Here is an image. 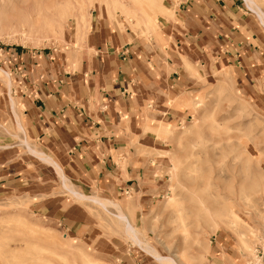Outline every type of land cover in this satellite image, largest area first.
I'll return each mask as SVG.
<instances>
[{
  "label": "rangeland",
  "instance_id": "374dc122",
  "mask_svg": "<svg viewBox=\"0 0 264 264\" xmlns=\"http://www.w3.org/2000/svg\"><path fill=\"white\" fill-rule=\"evenodd\" d=\"M24 1L0 0V69L12 80L9 88L0 71V150L13 148L17 158L28 152L24 141L30 144L23 85L10 65L17 54H42L66 71H79L80 58L92 52L87 46L100 24L153 46L166 45V27L184 24L187 5L186 0H62L54 13L49 7L53 0H36V25L27 33L26 23L11 21L12 16H24ZM255 1L264 12V0ZM238 3L264 43L256 11L244 0ZM82 13L87 20L80 31L85 33L76 42L75 24ZM259 64L243 76L234 64L211 54L207 71L197 64L196 82L185 95L168 99L164 111L148 102L143 132L150 141L138 151L150 157L155 176L145 190L121 189L104 200L105 192L93 193L121 205L139 238L160 255H172L183 264H247L253 255L261 256L259 241L249 243L251 251L240 241V227L225 207L235 201L243 214H264V64ZM170 110L178 118L162 121ZM15 115L24 132L16 126ZM63 194L85 215L78 235L47 217L44 196L26 190L0 197V264H167L129 238L113 204L103 208L90 196Z\"/></svg>",
  "mask_w": 264,
  "mask_h": 264
},
{
  "label": "crops",
  "instance_id": "0c3cea01",
  "mask_svg": "<svg viewBox=\"0 0 264 264\" xmlns=\"http://www.w3.org/2000/svg\"><path fill=\"white\" fill-rule=\"evenodd\" d=\"M185 3L184 24L166 27V45L153 46L100 24L79 71H66L42 54L16 55L10 65L24 89L28 145L57 167L29 150L17 158L13 148L1 149L0 197L26 190L44 196L47 217L78 235L85 215L64 196L65 181L91 198L96 191L110 199L107 194L121 189H146L156 171L150 157L138 151L150 141L143 132L148 102L164 111L168 99L194 87L197 64L207 71L211 54L234 64L243 76L264 64V43L252 32L238 0ZM170 111L162 121L178 118Z\"/></svg>",
  "mask_w": 264,
  "mask_h": 264
},
{
  "label": "bare ground",
  "instance_id": "6f19581e",
  "mask_svg": "<svg viewBox=\"0 0 264 264\" xmlns=\"http://www.w3.org/2000/svg\"><path fill=\"white\" fill-rule=\"evenodd\" d=\"M38 2H42V0H37ZM59 1H62V0H53V5L51 4L49 7H51L52 11L54 13H56V9H57V3H59ZM247 4L248 7H250V9H254L253 11H256V16L258 17V20L260 21V23L263 25L264 27V12H262L260 6L258 5V3L255 1V0H244ZM108 2V1H107ZM45 7V9H48L46 7V4L45 3H42ZM92 4V3H91ZM35 5H36V0H27V1H24V4L23 6L21 7L22 11H24V16H12V19L11 21H16L17 25H22V24H27V33H31L32 30V24L36 25L35 22L32 20V17L34 16V9H35ZM56 5V6H55ZM38 7V5H36ZM63 6V5H62ZM93 7V5H91V8ZM40 10V9H39ZM38 11V10H37ZM51 11V12H52ZM40 14V12H39ZM38 14V15H39ZM64 14V12H63ZM37 16V15H36ZM44 19V17H43ZM51 20V18H50ZM86 18L84 16V13H82L79 18L77 19L76 21V24H75V40L76 42H79L80 40H82V36L84 35L85 32H81L80 29H81V26L84 25L86 23ZM49 21V20H47ZM53 22V21H52ZM49 23V22H48ZM25 24V25H26ZM38 25V23H37ZM51 25H54L51 24ZM9 27H15L14 25H9ZM48 27V26H47ZM37 28V26H34V29ZM49 28V27H48ZM33 29V30H34ZM38 30V29H37ZM35 31V30H34ZM30 35V34H29ZM0 71L3 72V74L5 75V77L7 78L5 84L10 88V85H11V79H10V75L7 71L5 70H1ZM11 104L12 106H14V102H13V99L11 98ZM15 107V106H14ZM16 118V126H18V129H23V127L21 126L19 120H18V117L17 115L14 116ZM23 131V130H22ZM24 132V131H23ZM24 141V140H23ZM25 143V146L27 147V150H29V152L31 151L33 154H36L40 157V159L44 160V161H47V162H50L52 164V166L54 165L53 164V161H51L52 159H48L47 157L44 156V154L42 155L41 153H38L37 151H35L34 149L30 148L28 145L29 143H27L26 141H24ZM46 155V154H45ZM57 167L56 166H53ZM59 168V167H58ZM57 168V170H58ZM59 171V170H58ZM57 171V172H58ZM60 173V171H59ZM61 175V173H60ZM66 180V178H64ZM66 182V181H65ZM63 183V185L65 186V188H67L68 192L70 194H72L74 197H77V198H80V199H84V198H87L86 196L80 194V193H77L76 191L72 190L71 189V186H68L66 183ZM261 187V186H260ZM261 189V188H260ZM262 193H263V196H264V186L262 187ZM93 201H95L97 204L101 205L103 208L105 207V205L109 202L110 204H113L116 208H117V212H115L114 216L120 221V223H123L124 225V229H125V232L128 234L129 238L138 246L140 247L142 250L146 251V252H151L155 259L161 261V262H164V263H167V264H181L182 261L181 260H178L176 259L174 256L172 255H160L156 250H154L151 246H149L145 241L141 240L138 236V231L137 229L134 227L133 223L129 220L128 218V215L126 214V212L123 210V207L121 205H119L118 203H115V202H105V201H102V199H99V198H96V197H93L91 198ZM104 200V199H103ZM206 203V202H205ZM214 203V202H213ZM231 203L233 204L231 206V204L229 203H226L225 204V207H226V211L227 213H229L231 216H233L234 220L236 221V223L239 225L240 227V230L238 231V237L240 238V241L244 244L245 247H247L249 250V243L252 244L254 243L255 241H259L260 243V246H261V251L264 250V237L262 236L261 233V230L264 229V214L261 213L260 211H258L257 213H250L247 212V213H244L240 211V208L239 206L237 205L238 203H236L235 201H231ZM204 204V203H203ZM205 206V205H204ZM247 206V205H246ZM258 206V205H257ZM245 208V206H244ZM247 209V208H246ZM245 209V210H246ZM202 210V209H201ZM207 210V209H205ZM224 210V209H223ZM251 210V209H250ZM247 211V210H246ZM203 212V211H202ZM195 215V214H194ZM211 215V214H210ZM197 218V217H196ZM194 219V218H193ZM224 227V226H223ZM264 231V230H262ZM234 232V231H233ZM202 233V231H199L197 232L196 234L197 235H200ZM225 233V232H224ZM199 241V240H197ZM208 244V243H207ZM206 248V247H205ZM200 248H196V250L198 252ZM201 250V249H200ZM256 250V249H255ZM225 251V250H224ZM241 251V249H240ZM251 251V250H250ZM218 254V253H217ZM199 256L200 258V255H197ZM225 256V255H224ZM227 257V256H226ZM241 257V256H240ZM221 258V257H220ZM237 260V259H236ZM261 262V256H255L253 255L250 259L249 262H247V264H260ZM183 264V263H182Z\"/></svg>",
  "mask_w": 264,
  "mask_h": 264
}]
</instances>
